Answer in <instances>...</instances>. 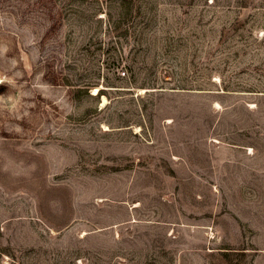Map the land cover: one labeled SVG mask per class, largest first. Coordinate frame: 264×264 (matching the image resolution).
Listing matches in <instances>:
<instances>
[{"label":"rangeland","instance_id":"obj_1","mask_svg":"<svg viewBox=\"0 0 264 264\" xmlns=\"http://www.w3.org/2000/svg\"><path fill=\"white\" fill-rule=\"evenodd\" d=\"M0 264H264V0H0Z\"/></svg>","mask_w":264,"mask_h":264},{"label":"bare ground","instance_id":"obj_2","mask_svg":"<svg viewBox=\"0 0 264 264\" xmlns=\"http://www.w3.org/2000/svg\"><path fill=\"white\" fill-rule=\"evenodd\" d=\"M98 93H99V88H98V87H95V88L93 89V94H94V95H97ZM107 102H108V99H107L105 96H103V98H102V105H103V106L106 105Z\"/></svg>","mask_w":264,"mask_h":264},{"label":"trees","instance_id":"obj_3","mask_svg":"<svg viewBox=\"0 0 264 264\" xmlns=\"http://www.w3.org/2000/svg\"><path fill=\"white\" fill-rule=\"evenodd\" d=\"M100 94V92L98 93V95Z\"/></svg>","mask_w":264,"mask_h":264}]
</instances>
